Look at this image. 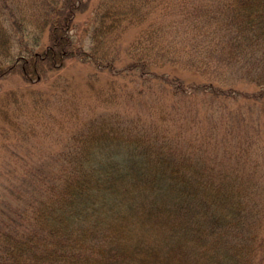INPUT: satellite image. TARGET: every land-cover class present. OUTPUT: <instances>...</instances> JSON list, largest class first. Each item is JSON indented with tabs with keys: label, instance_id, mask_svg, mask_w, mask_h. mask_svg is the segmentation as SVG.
Returning <instances> with one entry per match:
<instances>
[{
	"label": "trees",
	"instance_id": "obj_1",
	"mask_svg": "<svg viewBox=\"0 0 264 264\" xmlns=\"http://www.w3.org/2000/svg\"><path fill=\"white\" fill-rule=\"evenodd\" d=\"M9 76L0 264H264V0H0Z\"/></svg>",
	"mask_w": 264,
	"mask_h": 264
},
{
	"label": "rangeland",
	"instance_id": "obj_2",
	"mask_svg": "<svg viewBox=\"0 0 264 264\" xmlns=\"http://www.w3.org/2000/svg\"><path fill=\"white\" fill-rule=\"evenodd\" d=\"M88 15H89L88 12H83V14L79 15L78 18H80V20L82 21V20H85L88 17ZM63 71H64V74L70 80L73 89L77 88L76 91H78L80 89V86H82V82L84 78L90 73H92L94 69H93V65L88 62L83 63V62L77 61V62H70V63L68 62L65 65V70ZM182 77L188 80L195 79V77L190 74H183ZM46 86L47 84L45 83L43 87L46 89ZM38 87L39 86L29 87L19 77L9 76L6 79L0 81V106L3 100V97L6 94L16 93L17 95L18 94L21 95V97L18 98V103L21 105L20 107L22 111L28 113L30 102H31V95L29 92L30 88H38ZM22 91L27 94L23 96ZM11 107L9 106L8 110L12 111V109L15 108L16 106L13 105L12 109ZM17 107H19V105ZM259 124L264 125V117L262 120H260ZM1 128H2V124L0 122V170L9 168L11 166L19 167L21 163H23L22 157H26L29 159L32 158L28 155L29 152L30 153L36 152L35 154L36 159H39L44 153L49 152V151H55L60 146L56 140V138L58 139V137H57V132L54 128L48 131V133H50V138L48 139H42L40 136L42 133L41 134L39 133V136L31 138L29 142L22 141L20 143L16 142L13 138H12L13 140L11 139L10 142L3 141L1 137ZM204 129L207 133L206 126H204ZM63 130H65V128H62V131L60 132V134H62ZM261 133L264 134V126L261 128ZM213 138L215 142L219 140L218 142L219 144L224 143L222 142V137L220 136V134L216 135V138H215V132H214ZM261 141L264 143V135ZM208 147L210 148L211 145L206 146V151L211 153ZM17 156L21 159L16 158ZM219 161H221L220 164H224V161L222 160H219ZM217 165H218L217 167H221V168H223L224 166V165H219V163Z\"/></svg>",
	"mask_w": 264,
	"mask_h": 264
}]
</instances>
